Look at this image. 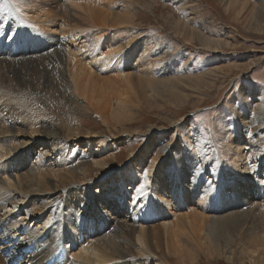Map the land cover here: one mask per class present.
<instances>
[{
	"label": "bare ground",
	"instance_id": "bare-ground-1",
	"mask_svg": "<svg viewBox=\"0 0 264 264\" xmlns=\"http://www.w3.org/2000/svg\"><path fill=\"white\" fill-rule=\"evenodd\" d=\"M6 1L0 0V34L4 32L5 36L9 38L14 28L10 26L13 17H11L12 13L10 14V10L5 4ZM8 1L14 10L19 12L26 22L30 23V27L40 30L42 34L37 33V31L32 32L33 29L30 30L28 27L26 29L28 32L18 28V32L10 40L12 41L11 45H15L17 42L20 43L19 39L22 38V45H18L16 48L18 50L16 53L19 54L20 59L25 56L23 58L25 60L20 63H15L14 57L9 58L14 49H8V44L2 43L3 47L8 50L3 57L1 56L2 58L0 57L1 263L7 264L6 261L15 260L17 264H114L120 261L119 264H166L164 262L165 255L158 254L164 250L173 255L174 258L176 257L180 264L184 260L182 257L193 262L201 244L197 242L198 240L193 233L197 229V225L195 226L193 223L195 219L191 220L192 218L187 215L168 219L167 215L170 214V211L165 212L163 210L165 207L174 206L172 197L176 199L175 206L181 207L182 199L180 196L177 197L174 192L182 186L173 182L170 188V196L168 195L170 198L165 196L166 194L161 188L154 187L153 182L146 181L147 178H151L150 175L145 177L144 173L136 170L132 159L127 162V165L116 169L110 176H105L112 169L107 166L105 161L107 157H102L100 155L102 152H99L100 149L98 148L101 147L108 154L114 150L117 143L97 134L89 135L88 130L90 128L84 126L85 123L77 122L71 118L72 116L57 114L58 116L50 117L51 113H56L55 109L48 108L45 101L39 98L34 91L35 88L41 92H50L53 89L54 91H62L61 97L63 98L74 100V97H78L84 101L82 106L90 112L97 113L104 124L112 125L114 122L111 120L112 118L118 123L119 115L113 114L111 98L114 95L117 98L119 95L124 96L122 88L125 86L128 92L129 89L127 88L132 86L130 85L131 79H128L129 76L127 78L120 66L121 63H125L126 50L132 46L131 41L135 37L134 32L130 34V39L124 44V50L121 49L123 51H117L115 47H111L110 44L103 41L105 35L101 34V26L103 28L105 23L100 22L101 25L98 22L102 14L98 4L104 0ZM171 1L177 6L181 4L179 0ZM236 1L241 2V0H233V2ZM57 18H59L58 21ZM109 21L111 20L109 19ZM119 21L120 19L116 22ZM110 23L113 27L114 22ZM80 25H87L85 28L82 27L83 31L88 29L90 32L83 35L81 32H76L82 29ZM116 26L114 25V27ZM200 29L196 28L198 37L206 40L200 33ZM57 31L68 37L65 50L63 43L61 44L63 38L60 36L55 38L50 34L44 35V33ZM40 36L45 37V39ZM207 40L209 43L214 42V39L211 38ZM47 44L51 48H41ZM95 44H100V47L92 55L95 51L92 49ZM153 45L150 42L142 41V46L146 52L153 50ZM54 46H58V49L53 48ZM78 46L85 50L83 52L77 51ZM63 51L66 52L65 58L62 56L64 55ZM31 52L34 53L27 59L24 54ZM154 52L157 55L160 54L157 60L152 59V61L143 62L146 65L143 70L144 74L148 76L152 75V68L156 63L162 60L167 62L168 53L163 50L162 46H158ZM0 54L2 53L0 52ZM27 67H31L29 76L26 72ZM156 67L158 66L156 65ZM63 68L72 84L70 88H65L60 84ZM94 69L99 73L108 74L111 72L115 79H110V77L108 79L105 76V82H94L95 78L100 75L99 73L96 74ZM158 71L164 72L165 70ZM170 81L161 83L166 85L171 96H174L176 93L175 83L177 82L175 79ZM153 83L155 82H144V85L146 84L148 88L150 87V91L153 90L154 92ZM120 96L115 101L124 103L123 97L121 99ZM77 108L79 109L78 106ZM254 111L256 112L254 116L252 112L243 111L238 113L237 117L243 119L244 124L247 123V119L249 122L256 120L255 123H259L262 110L255 108ZM49 119L54 121L51 123L54 126L53 130L46 125L48 121L51 122ZM126 121L128 122V120ZM119 124L121 123L119 122ZM106 127L108 126L106 125ZM81 143L88 146L91 151L88 154L77 153L74 155V147ZM84 150L82 149V151ZM28 155H32L34 158L35 155L37 156L35 166H31L28 162L26 158ZM13 160H16L15 166L10 165ZM190 160L194 162L191 157ZM167 164L174 167L176 163L168 159ZM100 165H103L104 168L95 175V178H98L95 183L100 186L99 190L106 186L108 190L114 180L118 195L122 193L121 206L123 200L127 198V208L131 211V222L126 228L118 225L116 211L113 212L114 216L110 217L112 220L95 212V205L104 203L101 201L104 199H99V194L94 193L95 190L94 192L91 191L93 184L88 187L87 173ZM176 165L183 168L186 162ZM200 165L194 166V170L191 171L192 175L187 177L186 181L192 184L199 182L200 187L196 189H199L200 193H205L207 192L206 182H203ZM209 166L214 167L212 163H209ZM139 174L142 175L140 177L142 181L138 176ZM152 178L151 181L155 179V177ZM181 183L186 184V186L189 185V183ZM128 184L130 185L128 186ZM134 188L139 190L134 191ZM261 190L258 184L256 199L262 197L264 199V191ZM220 191L225 192L210 204L208 210L211 215L208 217L205 213H200L197 222L205 223L202 229L205 230L206 237L209 239L207 243H211V246L205 244L208 245L209 255L221 253L219 250L221 245V247H225L223 252L226 253L225 257L229 259L232 253L229 247H231L233 236L236 235L240 224L238 216L235 214L255 204L256 199L246 196L239 199L235 192L227 194L226 189ZM91 192L93 193L89 196ZM109 193L111 196L117 197V194L115 195L111 191ZM181 194L183 195V193ZM131 197L138 200V203L130 201ZM67 200H70V206L79 208L72 210V212L79 213L74 215L75 224L72 220L73 217L67 219V216L62 214V211H66ZM160 201L169 205H159ZM84 213L91 215L86 218L85 224H83L84 218L81 220ZM160 217V222L154 223ZM87 219H91L89 224ZM80 221H82L81 225L77 224ZM84 225L87 227L93 225L94 227L88 231H83ZM108 226L110 227L107 234L106 227ZM6 235L10 236L6 237ZM16 235H22L24 247L3 249L1 241L5 242ZM132 237H135L134 241ZM19 238L18 236L16 242ZM83 239L88 240L89 245H86V241L83 242ZM262 239H264V233L262 237L259 235L258 238L253 239L252 244L254 246L262 245L264 244ZM201 245L204 246V242ZM220 255L222 257V253Z\"/></svg>",
	"mask_w": 264,
	"mask_h": 264
},
{
	"label": "rangeland",
	"instance_id": "rangeland-1",
	"mask_svg": "<svg viewBox=\"0 0 264 264\" xmlns=\"http://www.w3.org/2000/svg\"><path fill=\"white\" fill-rule=\"evenodd\" d=\"M179 1L181 4L178 6L171 0H104L98 4L101 9L100 13L102 12L98 22L105 23L104 29L101 26L102 23L98 24L101 26V34L105 35L103 41L110 44L111 47H115L117 51H123L124 44L130 39V34L132 32L135 34L131 41L132 46L126 50L125 63H121L120 66L127 78L129 76L128 79H131L130 85L132 86L130 87L132 88L130 89L128 86L127 92L124 86L122 89L125 95L118 94L121 99L123 97L124 103L115 101L119 98L118 95V98L115 95V98L114 96L111 98L113 114L119 115L118 123L111 115V120L115 122L112 123L115 125L104 124L97 113L90 112L82 106L84 101L78 97H74V100L63 98L61 97L62 91L53 89L50 92H41L35 88L34 91L39 98L45 101L48 108L55 109L56 113H51L50 117L58 116L57 114L72 116L71 118L79 123H85L84 126L90 128L89 135L97 134L117 143L114 150L108 154L101 147L98 148L99 152H102L100 155L107 157V160L105 159L107 166L112 169L105 176H110L116 169L127 165V162L132 159L136 170L142 174L146 171L151 178L155 177L153 181L151 178H147L146 181L153 182L154 187L161 188L166 194L165 196H170L173 182L182 186L174 192L177 197L180 196L182 199L181 207L175 206L176 199L172 197L174 206L165 207L163 210L170 211V214L167 215L168 219L181 217V215H187L192 218L191 220L195 219L193 223L195 226L197 225V229L193 233L197 242L201 244L204 242V246L200 244L193 262L182 257L184 260L181 264H264V244L255 246L252 244L253 239L258 238L259 235L262 237L264 233V199L263 197L256 199L258 184L261 191H264V183H259L264 180V0ZM5 4L9 8L10 14L12 13L13 19L10 21V26L15 30L13 29L9 38L5 36L4 32L0 34V52L2 53L0 57H3L6 50L13 48L9 58L14 57L13 61L20 63L25 60L23 59L25 56L20 59L16 48L18 45H22V38L19 39L20 43L11 45L12 36L18 32V28L26 32H28L27 27L30 30L33 29L32 32L37 31L39 34L42 32L30 27V23L26 22L24 17L14 10L8 0ZM119 19L120 21L116 22ZM58 20L59 18H57ZM112 21L115 26L117 23L118 25L112 27L110 23ZM83 26L80 25V28ZM83 28L76 32H81L82 35L90 32L88 29V31L86 29L83 31ZM196 28H201L200 33L206 40L198 37ZM49 34L55 38L58 36L63 38L61 44L63 43L65 50L67 35L65 36L60 31L44 33V35ZM6 38L8 39L6 40ZM41 38L45 39V37ZM210 38L214 39V42H207V39ZM142 41L154 44V49L146 52ZM2 43L8 44V49L3 47ZM69 46L71 47L70 44ZM158 46H162L163 50L168 53L167 62L162 60L156 63L152 68V75H145L143 70L146 65L143 62L157 60L160 54L157 55L154 51ZM46 47L48 44L41 48ZM55 47L58 49V46L53 48ZM99 47L100 44H95V47L92 48L93 51L95 50L92 55ZM84 50L81 46L77 48L79 52ZM33 53L24 55L29 59ZM63 53L62 56L65 58L66 52L63 51ZM34 57L37 58V56ZM63 57L62 59L65 60ZM161 68L165 71H158L162 70ZM30 69L31 67L26 69L28 76L31 72ZM61 71L62 82L60 84L65 88H70L72 84L66 70L63 68ZM93 71L96 74L99 73L96 69ZM110 73L108 72L109 75L99 73L101 77L97 76L98 79L95 78L94 82H105L106 77L115 79L113 73L111 75ZM173 79L177 82L175 83L176 93L171 96L167 86L161 82H169ZM144 82H155L153 83L154 92L150 91V87L144 85ZM255 108L262 110L259 123H255L256 120L249 122L247 119V123L244 124L243 119L237 117L238 113L243 111L252 112L254 116ZM49 120L51 121V119ZM51 123L54 121H48L46 125L53 130L54 126ZM250 130L252 132H249ZM74 149V155L77 153L88 154L91 151L88 146L82 143ZM82 149L85 150L82 151ZM165 149L167 150L165 151ZM190 157L194 162L190 160ZM26 158L31 166H35L37 163L36 155L35 158L32 155H28ZM168 159L176 164L186 162V165L183 168L177 167L176 164L172 167L167 164ZM209 163H212L214 167L209 166ZM194 164H201V176L203 182H206L205 187L207 188L205 193H200L199 189H196L200 187L199 182L192 184L186 181V178L192 175ZM10 165L15 166L16 160H13ZM103 168V165L96 166L87 173L88 187L93 184L91 191L95 190L94 193L99 194L98 198L104 199L101 200L104 203L95 205V212L102 217L111 219L110 217L114 216L113 212L116 211L118 225L126 228L131 222V211L127 208V198L123 200L121 206L122 193L118 195L114 180L108 190L107 186L99 190L100 186L95 183L98 179L95 178V175ZM138 176L140 178L142 175ZM140 179L142 181V178ZM181 182L189 183V185L186 186ZM223 189H226L227 194L235 192L239 199L245 196L256 199L255 204L235 214L238 216L240 224L236 235L233 236L231 247H229L232 250L229 259L225 257L226 253L223 252L225 247H221V245L219 250L222 257L221 253L209 255L208 245H205L209 239L206 237L205 230L202 229L205 223L197 222L200 213H205L208 217L211 215L208 210L209 206L214 199L219 198L225 192L220 191ZM110 191L117 194V197L111 196ZM62 199L64 200V198ZM69 202L70 200H67L68 205L65 202L67 208L65 212L62 211V214L66 215L67 219L73 217L74 222V215L79 213L72 212V210L79 208L70 206ZM161 204L169 205L160 201L159 205ZM256 205L260 207L258 206V208ZM89 216L91 215L88 213L82 215L83 224ZM160 219L161 217L154 223ZM89 220L91 219H87L88 224ZM81 223L82 221L77 224L81 225ZM92 227L94 226L84 225L83 231H88ZM109 227H106V231ZM9 236L6 235V237ZM18 236L20 238L16 242ZM132 238L134 241L135 237ZM85 241V244L89 245V241L84 240L83 242ZM262 243H264V239H262ZM1 245L3 249L10 250L24 247L25 244L22 242V235H16L5 242L1 241ZM158 254L165 255L164 262L166 264H180L176 257L168 254L166 250L162 253L158 252ZM167 255L169 258L166 257ZM119 263L121 261L114 264Z\"/></svg>",
	"mask_w": 264,
	"mask_h": 264
},
{
	"label": "snow or ice",
	"instance_id": "snow-or-ice-1",
	"mask_svg": "<svg viewBox=\"0 0 264 264\" xmlns=\"http://www.w3.org/2000/svg\"><path fill=\"white\" fill-rule=\"evenodd\" d=\"M144 176L147 177V172H144ZM259 183H264V180L259 181ZM139 189L134 188V191H138ZM130 201L133 203H138V200H134L133 197L130 198Z\"/></svg>",
	"mask_w": 264,
	"mask_h": 264
}]
</instances>
